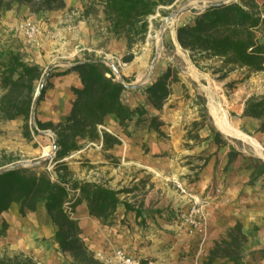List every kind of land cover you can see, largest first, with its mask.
Wrapping results in <instances>:
<instances>
[{
  "label": "crops",
  "instance_id": "1",
  "mask_svg": "<svg viewBox=\"0 0 264 264\" xmlns=\"http://www.w3.org/2000/svg\"><path fill=\"white\" fill-rule=\"evenodd\" d=\"M257 1L264 8V0ZM71 4L72 0H66L64 7L40 12H32L26 4L23 8L16 5L12 8L2 7L0 37L5 41L7 36L16 35L15 27L23 15H26L41 26L50 25L58 31L56 38L40 34L31 42L22 33L18 40L12 38V48L20 45L24 58L40 63L47 68V73L65 70L87 56L95 57L94 51L102 49L94 47L98 42V37L94 36V26L84 17L79 18L77 23L72 22L66 16ZM190 16L188 20L194 14ZM259 38L264 41V32H260ZM77 42L85 49L75 55ZM112 44L117 42L111 40ZM126 48V41L121 39L120 53L123 54ZM181 48L185 65L193 67L189 50ZM173 57L174 54L157 49L149 73L134 80H123L126 84L124 101L132 106L145 105L148 109L147 116H157L162 120V134L149 129L147 125H137L135 119L129 124L132 134H127L117 116L111 113L107 115L104 127L121 138V142L105 147L100 138L88 141L76 151L77 157L83 154L89 163L88 173L78 169L74 172L76 177L91 179V174L95 173L92 179L104 181L116 188L129 189L121 191L122 202L117 215L121 217L127 214L131 225L123 224L120 232L117 224L113 227L105 226L89 211L87 204L82 202L74 211L79 218L82 235L95 255L97 252L99 256L96 255V258L100 262L110 256L114 248L122 246L140 255L144 259L141 264H235L231 256L213 254L211 249L217 240L228 238L229 229L240 221L247 235L242 244V264H264V173L252 180L251 172L257 161L251 157V153L229 137L222 143L217 142L216 134L208 123L197 130L201 138L187 135L190 123L201 117L198 112V95L193 92L194 86L204 78H210L213 82L217 79L195 77L191 87L187 77H175L179 70ZM220 61L215 60L214 63ZM142 64L146 65L147 62L143 61ZM169 67L172 70L168 80L170 93L164 105L157 108L149 99L145 86ZM200 72L214 74L212 70ZM230 73L236 75L219 81L221 84L230 82L233 87L229 96V111L238 113L239 118L253 119L242 116L245 100L253 93L264 92V83H257L255 72L247 67H237ZM51 77H78V71L72 69L65 74H52ZM67 87L70 89L71 84L57 86L58 97L53 106L44 111L40 117L42 120L58 121L66 118L74 96L73 91L66 94L63 92V88ZM188 92L191 95L187 96ZM206 96H209L208 93ZM187 146L190 148H186ZM232 149L238 150L233 159L230 158ZM195 153L203 156L204 162L207 158L197 172L190 167L192 162L185 161L190 156L194 158ZM77 162H81V159ZM178 182L190 193L181 191ZM133 192L137 195L133 198L128 196ZM192 194L204 201L200 208L201 223L193 230L187 219V212L193 201ZM125 200L142 208V215L137 216L134 210H127ZM18 211L19 207H13L3 213L0 225L5 218L9 227L2 239L31 254L39 263H46L44 259L59 260L63 252L53 237V229L46 223H42L44 227H40L41 222L34 218L18 219ZM139 219L143 221L139 223ZM89 221H93L94 225H88ZM107 264L124 263L113 259Z\"/></svg>",
  "mask_w": 264,
  "mask_h": 264
},
{
  "label": "trees",
  "instance_id": "2",
  "mask_svg": "<svg viewBox=\"0 0 264 264\" xmlns=\"http://www.w3.org/2000/svg\"><path fill=\"white\" fill-rule=\"evenodd\" d=\"M176 1L90 0L84 12L96 10L97 5L102 6L107 30L115 36H124L127 52L122 58L131 61L135 57L134 45L146 39L150 28L149 16L157 11L165 13L163 6ZM15 4L18 7L27 4L32 12H40L64 7L66 0H0V9L12 8ZM260 32H264L263 6L257 0H229L214 2L198 10L192 19L178 26L177 37L197 65H201L203 60L218 58L221 63L215 71L219 70L220 76H226L237 67H247L251 71L264 69V41L259 38ZM72 69L78 71L79 84L72 85L74 96L69 114L58 121L36 117L37 126H33L31 115L38 110L48 88L47 83L41 85L44 66L25 59L20 49L11 48L0 53V86L4 89L0 95V119L22 116L25 135L28 136L31 135V127L35 132L52 128L56 133L55 158L58 163L56 178L45 169L20 165L0 169V217L16 203L20 204L22 213L27 209L37 211L41 207L53 225V237L64 254H70L75 264H102L82 235L79 218L74 215L75 208L85 202L92 214L104 224H111L122 202L121 191L129 189L116 188L104 181L75 178L65 157L81 149L88 141L102 138L105 147L120 143L121 138L104 127L105 119L111 113L117 116L127 134H132L129 124L134 119L137 125H147L162 134V120L157 116H147L145 105L132 106L124 101L126 84L116 77L113 67L102 58L87 56L65 70L49 71L46 77L53 73L65 74ZM171 73L169 67L145 86L149 99L157 108H161L169 96ZM242 116L257 119L258 129L264 131V92L253 93L246 98ZM209 125L217 142L222 143L225 139L221 131L213 123ZM195 136L201 138L199 133ZM236 152L238 150H231V159ZM263 173L264 159L260 158L254 163L251 179H257ZM72 189L79 192L69 209L67 203L72 200ZM124 204L127 210L132 209L137 216L142 215V208L128 200ZM8 227L9 222L4 218L0 225V238L7 234ZM242 227V223L237 221L229 229V237L217 240L211 253L229 255L235 264H242V244L247 238ZM143 261L141 258V263ZM0 264H38V261L21 251L12 257L0 256Z\"/></svg>",
  "mask_w": 264,
  "mask_h": 264
},
{
  "label": "rangeland",
  "instance_id": "3",
  "mask_svg": "<svg viewBox=\"0 0 264 264\" xmlns=\"http://www.w3.org/2000/svg\"><path fill=\"white\" fill-rule=\"evenodd\" d=\"M219 1H227V0H177L174 4L164 5L163 9L165 13H163V11L162 12L157 11L156 13L149 16V20H150L149 31L144 41L138 42L134 45L133 47V50L135 52L134 59L131 61H126V63L123 65H119L117 62L114 63L112 61L108 64L113 67L115 71V75L119 79L129 81V80H134L137 77H144L147 73H149L150 69H152L151 65L153 63V60H155L154 58L155 52L157 51V49L159 50L161 48L162 50H165L168 53L174 54L173 62L176 64L179 70V73L175 77H187L189 81V85H191V87L193 86L192 79H195V77H215L217 79L216 82L210 81L211 80L210 78H204L202 79V82H198V85L194 86L195 90L193 92H195L198 95L197 96L198 112L201 117L190 123V128L187 131V135L193 138H198L197 136H195L198 128L206 123L208 124L213 123L221 131L222 135H224L223 139H225L226 137L233 139L240 146L245 147L251 153V157L253 159L259 161L260 158L262 159L264 158V132L258 129L259 121L255 118L253 119L239 118L238 113L234 111L230 112L229 96L233 92V87L230 82H226L223 84L219 82L226 80L227 77H233V75L236 74H231L229 72L226 76H220L221 72L219 70L217 71L215 70L218 67L219 63H221V61L214 63L215 60H219L218 58L206 59L201 62V65H197V63L193 60L191 56L195 65L193 64L192 65L193 67H189L185 65L181 52L182 45L180 44L177 37L178 26L188 21V19L191 17L190 15L195 14L194 13L195 10L203 9L207 5ZM89 4H90V0H72L71 6L67 9L66 16L69 19H72V22H76V23L79 21V18L84 17L94 26V36L98 37V42L96 44L97 46L94 47H99L102 49L99 51H94L95 57L103 58L104 51L117 53L118 55L123 57V55L127 52V48L124 50L125 52L123 54L120 53L119 41L121 39L122 41L123 40L125 41L124 36L123 35L115 36L107 30L106 21L104 19V11L101 5H97L96 10H91L85 13L84 12L85 5H89ZM21 6L23 8V5ZM21 6L19 7L17 6V7L21 8ZM172 13H174V15H172ZM23 19H28V18L26 15H23V18L20 19L18 23ZM17 25L15 27V31L17 32L16 35L7 36L5 38V41H3L0 37V53L8 52L12 48L13 45L12 38L18 40L19 38L22 37L21 34L17 31ZM47 26L50 27V25ZM50 28L55 29L53 27ZM111 40L116 41L117 44L111 45ZM16 47L20 49L21 46L17 45ZM149 51L151 52L150 54ZM143 61L144 62L146 61L147 64L143 65L142 64ZM201 70H207V71L212 70L214 74L211 75L207 73L202 74V72H200ZM254 72H255V76L258 77L257 83H264V69L256 70ZM43 83H47L48 88L44 99L40 102L38 110L36 111V113L33 111L31 115L30 121L31 124H33V126L36 125L35 122L36 117L41 119L40 117H42L44 111L48 110V108H51L53 106V103L58 97L57 86L71 84L70 89L68 87L66 89L63 88L64 90L63 92L65 94L68 91L72 92L73 91L72 85L79 84V78L50 76V77H43L41 79V85ZM3 91L4 89L0 86V95L3 93ZM205 93L206 94L208 93L209 96L207 97ZM189 95H191L190 92L187 93V96ZM212 97H214L217 101H220L223 104V106L227 109L230 119L233 122H235L238 126L243 128L244 130L250 132L260 140V142L263 145L262 152H260V150L257 149L250 141L239 136L228 134L220 128V126L216 122L215 116L212 111V106H211ZM207 101H208V105H207ZM24 122L25 119L22 116H19L14 119H0V162H1L0 169L16 166V165L36 168V169H45L49 172V174L52 177L56 178L57 177L56 169L58 163L55 158V154H56V150L54 146V136L56 137L55 131L52 128H44L39 132H35L31 127V135L28 136L25 135ZM186 148H190V147L187 146ZM75 153L76 151L66 156L65 158L68 159V164L72 169V176L78 178L75 176L74 172L78 171V169L80 170L83 169L86 171L85 174H87L89 163L86 161L87 158H85L83 154H81L82 156L77 157ZM193 157L194 158L190 156V158L185 161L192 162V164H190V167L197 172L199 169L202 168L204 163V158L203 156H200L196 153L194 154ZM78 159H81V162H77ZM93 174H91L90 177L91 179ZM99 176L103 177V175L101 174ZM78 192H79L78 189H72V195H71L72 200L67 203V207L69 209L72 208L71 203L77 196ZM135 195H137V193L135 192L128 194V196H130L131 198H133ZM19 206H20L19 203H16L14 205V207H19ZM18 212H19L17 216L18 219L26 218L29 220L31 218H34L41 222V224H39L40 227L41 226L44 227L42 223H46L47 225L50 226V228L53 229V225L48 220L41 207L37 211H32L27 209L25 213H22L19 209ZM94 217L97 216L94 215ZM1 219L2 218L0 217V220ZM98 219L105 226L107 225L109 227H113L115 226V224H117L119 226L118 232H120V229H123V224L131 225L127 214L119 217L117 213H115L114 216L112 217L111 224H104L100 218ZM137 221L140 223L143 221V219H139ZM88 225H94V222L89 221ZM21 251L25 252L24 250L13 247L10 241L3 240L2 237L0 238V256L12 257L16 253ZM109 255H111V253ZM109 257L110 256H107L104 260H101L102 261L101 263L102 264L110 263L113 259H110ZM37 261L38 264H75L72 256L70 254H64V253L62 257L59 258V260L44 259L46 263H42V262L39 263L38 259Z\"/></svg>",
  "mask_w": 264,
  "mask_h": 264
},
{
  "label": "built area",
  "instance_id": "4",
  "mask_svg": "<svg viewBox=\"0 0 264 264\" xmlns=\"http://www.w3.org/2000/svg\"><path fill=\"white\" fill-rule=\"evenodd\" d=\"M229 1V0H227ZM17 31L21 34H24L27 36L28 41H33L38 35L45 34L56 37L58 35V31L55 29H52L48 26H41L38 22L30 19H23L21 20L17 25ZM76 46V52L74 53L77 55L80 51L84 50L85 47L81 45L80 42L75 43ZM103 60H105L107 63H110L111 61L114 63H118L119 65H123L126 63V61L123 60V58L118 55L117 53L112 52H105L103 55ZM48 75L47 68L44 67V75L43 77H46ZM37 126V125H36ZM100 127H102L100 125ZM56 144V138L54 136V146ZM178 186L181 189V191L190 193L188 189L182 185V183L178 182ZM193 198V201L188 209L187 212V219L190 225V229L193 230L197 228L201 223V216H200V208L203 205L204 201L197 197L196 195H191ZM110 259H117L121 261L124 264H140L141 263V256L127 250L125 247H116L111 251V255L109 257Z\"/></svg>",
  "mask_w": 264,
  "mask_h": 264
},
{
  "label": "bare ground",
  "instance_id": "5",
  "mask_svg": "<svg viewBox=\"0 0 264 264\" xmlns=\"http://www.w3.org/2000/svg\"><path fill=\"white\" fill-rule=\"evenodd\" d=\"M211 106L216 122L223 131L250 141L257 149L260 150V152H262L263 145L260 140L233 122L229 117L227 109L220 101H217L214 97H212Z\"/></svg>",
  "mask_w": 264,
  "mask_h": 264
},
{
  "label": "water",
  "instance_id": "6",
  "mask_svg": "<svg viewBox=\"0 0 264 264\" xmlns=\"http://www.w3.org/2000/svg\"><path fill=\"white\" fill-rule=\"evenodd\" d=\"M174 13H175V12H174ZM174 13H172V15H174ZM172 15H171V16H172ZM115 68H116V66H115ZM55 138H56V137H55Z\"/></svg>",
  "mask_w": 264,
  "mask_h": 264
}]
</instances>
